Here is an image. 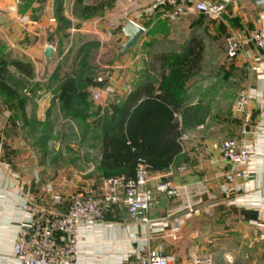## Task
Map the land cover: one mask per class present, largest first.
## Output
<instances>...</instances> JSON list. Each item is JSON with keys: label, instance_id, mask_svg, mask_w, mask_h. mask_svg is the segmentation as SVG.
<instances>
[{"label": "crops", "instance_id": "obj_1", "mask_svg": "<svg viewBox=\"0 0 264 264\" xmlns=\"http://www.w3.org/2000/svg\"><path fill=\"white\" fill-rule=\"evenodd\" d=\"M224 1L226 8L222 18L213 20L212 24L204 25L205 27L200 26L201 17L198 18L194 13L179 20L182 22L171 24L158 12L148 16L150 7L145 10L148 3L141 5L144 11L136 13V18H131L129 22L143 27L145 34L126 55L129 69L127 79H121L120 74L116 73L112 80V87L116 91L112 97L119 101H116L117 104L123 105L134 96L139 103L146 97L141 95V89L151 86L155 92L159 87L161 61L158 58L164 55L186 56L190 51L201 52L202 60L186 87L181 115L186 118L182 120L180 117L185 128L181 139L182 152L170 170L151 174L153 181L150 183V187H154L157 178L173 172L171 180L177 186L185 187L186 196L196 203L195 213L187 216L180 212V226L175 233L169 234L170 229L167 232H150L145 224L134 222L125 209H116L104 223L81 231V264H122L129 256L134 261V253L139 249L161 252L171 257L175 264H191L193 257L202 255H212L215 264H220L219 247H224V252L229 254L232 245L236 243L260 247L262 250L258 263L264 264V136L260 134L264 127V50L248 45L236 60L231 61L227 58L225 43L226 37L245 39L252 31L264 26V0ZM154 2L155 0L150 2V6ZM81 3L85 7L93 4L89 0L73 2L76 6ZM121 11L118 0L112 12L111 26L118 28L116 33L124 43L125 38L119 34L122 25H125L120 22ZM45 22L44 19L34 29L38 33L36 36L40 38L36 50L41 51L40 63L43 65L47 64L44 58L47 47L44 42L47 29L43 27ZM150 23L162 27L156 29L149 26ZM176 24H181L182 28H169ZM52 26L54 27L53 24ZM106 29V26H95L92 31L84 30L81 34L89 35L96 31L105 36L106 32H110ZM103 36L102 44L105 41ZM205 36L208 37L207 40ZM88 42L89 40L82 42L81 46ZM214 44L216 46L212 49ZM121 45L118 47L119 53ZM146 52H151V55L148 56ZM207 52L209 55L206 59ZM218 53H222V56ZM121 60L118 54V62ZM57 86L55 84L54 90H45L46 93L38 97L42 99L39 103L40 115L43 114L47 119H52L61 106ZM125 89L129 90L128 97L124 94ZM242 93L253 98L249 105L253 120L245 135H242L241 119L234 106L235 100ZM51 99L54 102L49 101ZM3 133L4 125L0 124V264H17L13 249L18 227L26 217L25 200L29 193L37 194L39 189L37 186L33 187L37 176L44 181L46 177H52L49 173L46 175L40 157L31 162L25 160L24 145L19 135L8 139V134L5 136ZM227 140H240L253 153L254 158L249 165L241 169L250 172L248 180L236 179L233 183L226 180L232 166L223 160L219 147ZM101 144L100 142L98 150L99 173L96 178L106 180L101 169ZM43 145L41 142V147ZM182 167L185 168L184 171H180ZM53 173L51 174L55 177ZM64 177L66 179L67 176ZM56 188L65 195L71 194L68 186ZM229 189H235V192L231 194ZM184 200H163L152 210L151 219H166L169 214L178 211ZM259 225H263V228ZM169 227L176 230L172 221ZM236 256L235 253L234 257ZM234 264L243 263L239 261Z\"/></svg>", "mask_w": 264, "mask_h": 264}, {"label": "rangeland", "instance_id": "obj_2", "mask_svg": "<svg viewBox=\"0 0 264 264\" xmlns=\"http://www.w3.org/2000/svg\"><path fill=\"white\" fill-rule=\"evenodd\" d=\"M105 1L107 2L106 6L101 12L88 15L82 13L85 6L82 3L77 6L74 5V0H0V55H6L10 63L7 67L6 82L22 98L29 100L26 108L29 124L23 126L24 123L16 117L14 118L11 109L12 102L0 94V124L4 125L3 135L8 134V136L5 135L9 137L8 139L17 135L20 136L24 145L25 160L31 162L40 157V163L43 165L46 175L49 173L48 175L52 177H46L44 181L37 176L33 187L37 186L39 190L46 185H53L56 190L57 186L65 185L71 190L70 193L85 191L93 195H100L107 184V180L96 178L99 173L98 150L102 134L101 126L110 116L111 105L119 102L112 97L116 94L112 87L113 77L119 73L120 78L126 80L129 69L127 68V57L118 62V47L123 44V39L116 33L118 28L111 26L112 12L118 0ZM152 1L119 0V7L122 10L120 14L122 17L121 24H126L131 18H136V13L143 12L144 7L141 8V5L148 3L145 10L151 7L150 2ZM193 13L198 18L201 17L200 26L205 27L212 24V19L200 16L196 12ZM188 16L190 14L185 18ZM44 19L46 24L43 27L47 28L45 29L44 42L56 51L54 59L46 65L40 63L42 54L40 50H36L40 38L36 36L38 33L34 30ZM52 24L55 26L53 27ZM95 26H106L108 27L106 30L110 32L109 34L104 32L105 36L100 35V33L97 34L96 31L90 32L89 35L81 34L84 30L92 31ZM149 26L156 29L162 27L161 25L155 26L154 23L153 25L150 23ZM172 26L173 29L182 28L181 24L171 25L169 28ZM102 36L105 39L103 44ZM204 38L207 40L208 37L205 36ZM227 38H225L226 46ZM86 40H89L88 44L81 46V43ZM219 44L220 42L216 45L219 46ZM216 45L214 44L212 49ZM143 54L145 53L143 52ZM146 54L149 56L151 52L150 54L146 52ZM208 55L207 52L206 59ZM218 55L222 56V53H218ZM13 62L31 65L32 76L27 77L17 71L11 65ZM58 72L62 76L69 75L85 85L84 87L89 93V105L81 106V104L74 103L72 107L59 106L58 113L53 114L52 119H47L43 114L40 115L39 103L42 102V99L38 97L44 95L45 90L55 89L54 75ZM99 80L102 82L98 84L97 81ZM87 82L92 83L86 85ZM94 87L104 90L106 94L102 105L92 99L91 91ZM125 90L124 94L128 97L129 90ZM242 95L243 93L235 100V112ZM49 101L54 102V99ZM237 115L240 117L243 127V118L239 114ZM44 137L49 138L48 143L41 141ZM41 142L44 144L42 147ZM65 175L67 176L66 179ZM62 176L63 178H61ZM61 189L63 188L61 187ZM39 190L34 195L29 193L26 199L29 196H39ZM188 202L187 199L182 201L180 208L188 205ZM181 213L185 212L181 211ZM232 246L231 251H228L229 254L224 252V247H219L222 253L218 256L221 259L220 264H234L239 261H242L243 264H259L260 251L262 250L260 247L249 243L246 245L236 243ZM233 253H236V258Z\"/></svg>", "mask_w": 264, "mask_h": 264}, {"label": "built area", "instance_id": "obj_3", "mask_svg": "<svg viewBox=\"0 0 264 264\" xmlns=\"http://www.w3.org/2000/svg\"><path fill=\"white\" fill-rule=\"evenodd\" d=\"M225 1L205 0H155L149 8L148 16L160 13L169 23H176L190 13L212 20H219L225 12ZM133 23V22H132ZM143 28V27H142ZM145 30V29H144ZM248 45H254L264 50V26L252 31L247 38L229 36L227 38V56L235 60ZM99 80L97 83H101ZM104 90L94 87L91 91L93 101L102 105ZM252 96L243 93L237 104L236 114L243 118L242 135L247 133L252 122L249 105ZM264 136V127L260 130ZM219 152L225 162L232 166L226 177L229 183L236 179L248 180L250 172L242 171L254 158L253 153L240 140H228L219 147ZM184 171V169H180ZM173 172L159 177L154 187L152 175L146 166L138 168L137 179L125 183L122 179L107 181L102 194L93 195L85 191H76L65 195L57 191L53 185L40 188L39 196H29L25 200V219L18 227L17 240L13 249V257L17 264H81L80 241L81 231L90 230L97 224L104 223L116 209H125L129 217L138 223H143L150 232L175 233L180 226L178 213L184 211L187 216L193 215L196 203L186 196L185 187L177 186L172 180ZM229 193L235 189H229ZM187 199L188 205L169 214L164 220L151 219L152 210L163 200L173 201ZM173 222L176 230L169 227ZM263 228V225H259ZM133 261L129 256L122 264H172V258L161 252L150 249H139L134 253ZM173 264H175L173 262ZM191 264H215L212 255L193 257Z\"/></svg>", "mask_w": 264, "mask_h": 264}, {"label": "trees", "instance_id": "obj_4", "mask_svg": "<svg viewBox=\"0 0 264 264\" xmlns=\"http://www.w3.org/2000/svg\"><path fill=\"white\" fill-rule=\"evenodd\" d=\"M89 1L93 4L82 10L88 15L101 12L107 3L105 0ZM158 59L161 61V81L157 90L154 92L151 86H145L140 93L146 97L139 103L134 96L123 105H111V115L101 126V169L107 181L122 179L125 183L134 182L141 164L150 174L166 172L182 152L181 139L185 128L180 117L184 110L186 87L202 60L201 52L190 51L186 56L164 55ZM9 64L7 56L0 55V94L12 102L14 118L27 126L29 100L7 84ZM11 65L25 76H32L31 65L21 62ZM54 80L58 85L56 92L60 93L61 107H72L74 103L89 105V93L84 84L59 72L54 75ZM181 118L183 120L186 116ZM48 140L44 137L41 141L46 143Z\"/></svg>", "mask_w": 264, "mask_h": 264}, {"label": "water", "instance_id": "obj_5", "mask_svg": "<svg viewBox=\"0 0 264 264\" xmlns=\"http://www.w3.org/2000/svg\"><path fill=\"white\" fill-rule=\"evenodd\" d=\"M119 34L125 38V42L121 45L119 53V59H123L140 42L145 34V30L135 23L127 22L121 27ZM54 56L55 49L47 46L44 53L45 62L47 64L50 63L54 59Z\"/></svg>", "mask_w": 264, "mask_h": 264}]
</instances>
